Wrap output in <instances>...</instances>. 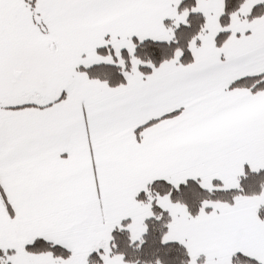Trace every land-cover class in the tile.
<instances>
[{"label": "snow or ice", "instance_id": "snow-or-ice-1", "mask_svg": "<svg viewBox=\"0 0 264 264\" xmlns=\"http://www.w3.org/2000/svg\"><path fill=\"white\" fill-rule=\"evenodd\" d=\"M262 172L264 0H0V264H264Z\"/></svg>", "mask_w": 264, "mask_h": 264}, {"label": "trees", "instance_id": "trees-1", "mask_svg": "<svg viewBox=\"0 0 264 264\" xmlns=\"http://www.w3.org/2000/svg\"><path fill=\"white\" fill-rule=\"evenodd\" d=\"M262 178H264V172L260 174H252L249 179L242 181L245 191H258L259 181ZM193 187L195 186L193 185ZM185 191L187 192V190ZM197 191L199 190L197 189ZM184 199L191 206L195 207L198 204L199 198L193 195H186ZM261 215H264V209L261 210ZM148 223L149 232L145 236V244L141 247V249L137 250L134 247H130L125 233L117 234L120 250L124 251L126 257L131 260L139 259L143 262L146 260H152L155 256H159L164 264H182V261L187 259L186 252L183 247L175 242H171L167 245H161L159 243V237L160 233L164 230L162 224L151 220L148 221Z\"/></svg>", "mask_w": 264, "mask_h": 264}]
</instances>
